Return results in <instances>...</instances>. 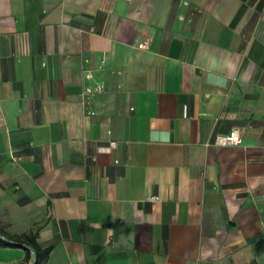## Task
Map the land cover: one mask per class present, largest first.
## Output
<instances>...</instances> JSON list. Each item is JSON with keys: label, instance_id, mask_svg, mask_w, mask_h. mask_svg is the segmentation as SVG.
<instances>
[{"label": "crops", "instance_id": "0c3cea01", "mask_svg": "<svg viewBox=\"0 0 264 264\" xmlns=\"http://www.w3.org/2000/svg\"><path fill=\"white\" fill-rule=\"evenodd\" d=\"M0 226L45 264H264V0H0Z\"/></svg>", "mask_w": 264, "mask_h": 264}, {"label": "built area", "instance_id": "2783aa9c", "mask_svg": "<svg viewBox=\"0 0 264 264\" xmlns=\"http://www.w3.org/2000/svg\"><path fill=\"white\" fill-rule=\"evenodd\" d=\"M147 41L140 43L139 46L146 47ZM85 79L87 83L82 91V105L88 113H92V110L88 107L90 101L95 95L105 89V84L92 80L93 74L90 70L85 72ZM243 142V137L237 128H232L226 133H218L214 137L213 144L220 146H235L240 145ZM157 195H151L150 200H157Z\"/></svg>", "mask_w": 264, "mask_h": 264}, {"label": "trees", "instance_id": "16d2710c", "mask_svg": "<svg viewBox=\"0 0 264 264\" xmlns=\"http://www.w3.org/2000/svg\"><path fill=\"white\" fill-rule=\"evenodd\" d=\"M4 238H7L12 243L5 240ZM0 243L5 245L15 244L24 247L26 249L25 260L29 264H31L32 262V251H34L37 256V260L35 264H45L53 249L52 245L47 247H42L37 240L36 234L33 233L10 234L6 232L4 229H2L1 226H0Z\"/></svg>", "mask_w": 264, "mask_h": 264}, {"label": "water", "instance_id": "95a60500", "mask_svg": "<svg viewBox=\"0 0 264 264\" xmlns=\"http://www.w3.org/2000/svg\"><path fill=\"white\" fill-rule=\"evenodd\" d=\"M4 239L7 240V241H9L10 243H12V242H11L10 240H8L7 238H4ZM25 247H27V246H25ZM36 260H37V256H36L35 252L32 251V262H31V264H35Z\"/></svg>", "mask_w": 264, "mask_h": 264}]
</instances>
